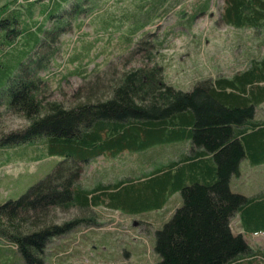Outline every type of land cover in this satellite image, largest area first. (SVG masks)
Listing matches in <instances>:
<instances>
[{
	"label": "trees",
	"instance_id": "trees-1",
	"mask_svg": "<svg viewBox=\"0 0 264 264\" xmlns=\"http://www.w3.org/2000/svg\"><path fill=\"white\" fill-rule=\"evenodd\" d=\"M165 1L156 4L160 7ZM65 4L73 13L85 12L82 0H25L11 9L10 4L0 8V127L5 114L25 121L1 132L0 151H23L22 158L32 151L37 157L63 158L21 197L0 204V240L14 248L9 262L18 261L17 251L27 264H52L55 239L96 225L90 213L54 221L57 209L89 212L106 202L115 210L150 213L168 205L177 192L183 206L156 232L157 264H242L244 258L253 264L260 252L242 235L233 234L230 221L237 215L247 234L264 231V194L233 193L230 180L239 174L242 159L264 163V121L256 118L264 104V57L251 60L230 77L197 81L192 90L184 91L168 83L152 52L140 67L102 71L97 54L88 59L95 44L90 42L70 54L69 65L75 66L71 74L85 78V83L76 90L74 104L67 106L47 94L53 54L59 51L52 43L72 27L84 25L63 12ZM106 4L104 0L89 14L90 23L103 32H108L109 21L102 20L99 26L95 20ZM49 18L55 22L52 30L47 27ZM154 18L136 21L139 26L127 24L124 41L133 43ZM222 19L236 28L263 31L264 0H225ZM122 28L120 23L109 33ZM152 40H140L135 52L161 46ZM166 144L174 146L177 156L168 166L163 155L149 163L153 172L144 166L137 179L107 185L100 181L86 188L81 183L86 167L100 156L142 154Z\"/></svg>",
	"mask_w": 264,
	"mask_h": 264
},
{
	"label": "rangeland",
	"instance_id": "rangeland-1",
	"mask_svg": "<svg viewBox=\"0 0 264 264\" xmlns=\"http://www.w3.org/2000/svg\"><path fill=\"white\" fill-rule=\"evenodd\" d=\"M12 1L0 0V8H7L6 4H10L8 9H11L18 3L25 2L17 0L13 5ZM103 1L82 0V10L85 12L79 9L78 13H73L72 6L65 4L66 10L63 12L75 15L76 19L73 21L76 24L84 21V25L81 28L72 27L67 33L60 35L57 41L54 37L52 45L59 51L53 54L55 64L49 70L50 89L47 94L50 100L60 101L67 106L74 104V94L84 85L85 78L75 76L74 73L72 75L75 66H70L68 61L70 54L81 51L90 42L95 44L90 49L88 59L97 54L96 62L102 65V71L112 72L114 67L119 70L140 67L147 62L145 57L148 52H152L155 61L164 67L168 83L184 91L192 90L197 81L218 76L230 77L248 67L251 60L264 57V30L236 28L225 24L222 19L225 0H166L160 7L156 4L157 0H107L95 22L100 26L102 20L109 21L106 25L109 27L108 32L101 31L95 23L91 24L93 20L89 17ZM193 15L195 19L192 21ZM147 17L155 18L128 45L123 38L127 36L125 26L129 23L139 26L136 21L140 22ZM120 18L125 19L119 22ZM52 22L54 21L50 18L47 19L49 29L53 27ZM120 23L123 24L122 30L109 33L113 26ZM64 28L68 29L69 26ZM142 39L150 42L155 39L161 46L158 43L155 49L148 47L149 51L137 53L138 42ZM256 118L264 121V104L259 107ZM1 124L0 134L23 126L25 121L5 114ZM173 147L168 144L156 145L142 154L125 152L118 157H111L109 154L100 156L86 167L81 183L86 188L100 181L107 185L112 180L137 179L144 166V170L153 172L154 166L149 163L159 161L160 156L166 155L163 160L166 166L177 159L174 155L176 149ZM36 151L40 153V150ZM22 153L23 151H0V204L21 197L30 187L52 173L63 159L61 156L37 157L33 151L28 154V158H22ZM145 163L148 164L144 165ZM230 188L233 193L246 196L264 192V164L253 163L251 158L242 159L240 174L232 177ZM178 198L182 200L176 192L168 205L166 202L150 213L115 210L108 207L106 202L102 207L96 206L89 212L78 209H70L68 213L55 210L52 217L56 216L54 221L59 223L76 216H88L87 213H90L97 225L78 227L62 239H55V245L50 248L51 257L54 258L52 264H156L158 255L153 249L156 231L165 224L162 222V214L175 201L178 202ZM167 216L172 219V214ZM232 221L235 234L244 231L240 217L235 215ZM243 238L254 251L260 252L254 256L256 258L252 260L253 264L264 263V232L244 234ZM71 245L75 246L72 248ZM4 252L12 254L14 248L10 242L0 240V254ZM17 257L18 261L13 264H27L19 254ZM246 263L250 264L248 258L242 260V264Z\"/></svg>",
	"mask_w": 264,
	"mask_h": 264
},
{
	"label": "crops",
	"instance_id": "crops-1",
	"mask_svg": "<svg viewBox=\"0 0 264 264\" xmlns=\"http://www.w3.org/2000/svg\"><path fill=\"white\" fill-rule=\"evenodd\" d=\"M182 203H183V201L182 200H179L178 202L177 201H175L162 215H163V220H166L167 218H168V216L167 215H171L173 212H174V210H175V208H177L178 206H181L182 205ZM165 218V219H164ZM10 253L9 252H5V254L3 255V257H2V261L1 262H3L2 264H8V263H10L9 262V259H10V257L8 256Z\"/></svg>",
	"mask_w": 264,
	"mask_h": 264
},
{
	"label": "bare ground",
	"instance_id": "bare-ground-1",
	"mask_svg": "<svg viewBox=\"0 0 264 264\" xmlns=\"http://www.w3.org/2000/svg\"><path fill=\"white\" fill-rule=\"evenodd\" d=\"M136 152H137V151H136ZM180 157H181V156H180ZM83 210H84V209H83ZM89 210H90V209H89ZM47 221H48V220H47ZM47 221H46V222H47ZM40 223H41V221H40ZM44 224H45V223H44ZM36 225H37V224H36ZM107 238H108V237H107ZM103 239H104V238H103ZM107 241H108V239H107ZM58 248H59V247H58ZM48 260H49V259H48ZM66 264H67V263H66Z\"/></svg>",
	"mask_w": 264,
	"mask_h": 264
}]
</instances>
